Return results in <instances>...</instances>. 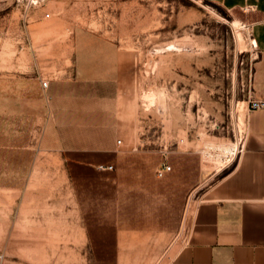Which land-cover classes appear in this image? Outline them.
Segmentation results:
<instances>
[{"label":"rangeland","instance_id":"374dc122","mask_svg":"<svg viewBox=\"0 0 264 264\" xmlns=\"http://www.w3.org/2000/svg\"><path fill=\"white\" fill-rule=\"evenodd\" d=\"M256 56L212 0H0V264H117V218L141 227L120 260L166 264L208 187L197 158L202 179L242 134ZM109 145L119 167L67 160Z\"/></svg>","mask_w":264,"mask_h":264},{"label":"crops","instance_id":"0c3cea01","mask_svg":"<svg viewBox=\"0 0 264 264\" xmlns=\"http://www.w3.org/2000/svg\"><path fill=\"white\" fill-rule=\"evenodd\" d=\"M212 1L248 26L257 54L249 93L264 98V0ZM242 131L236 152L202 179L197 158L195 186L209 180L208 187L193 209L188 226L186 223L183 241L172 249L166 264H264V107L244 110ZM66 151L67 160L88 166L115 163L119 167L125 161V154L114 145ZM136 228L141 227L128 225L125 218H117L105 228V232H111L117 264H134L120 258L129 232Z\"/></svg>","mask_w":264,"mask_h":264},{"label":"built area","instance_id":"2783aa9c","mask_svg":"<svg viewBox=\"0 0 264 264\" xmlns=\"http://www.w3.org/2000/svg\"><path fill=\"white\" fill-rule=\"evenodd\" d=\"M49 15L50 14L47 13V16H49ZM244 26H246V25H244ZM246 28L248 29V26H246ZM252 42L255 45L254 39H252ZM251 80H252V74L250 76V82H251ZM43 84H44L45 87H47L49 85V81L45 80L43 82ZM249 92H250V90H249ZM245 101L247 102V109H249V110L250 109H256V108L264 107V98H255L250 93L248 95V98L245 99ZM242 133H243V131H242ZM239 141H242V134L239 137ZM121 142H122V140L118 139V143H121ZM239 144H240V142H239ZM100 168H102V169H112L113 165L112 164H110V165L105 164V165H101ZM171 169H172L171 164H169L166 161H163L157 168V171H156L157 176L163 177L166 174V172L170 171Z\"/></svg>","mask_w":264,"mask_h":264},{"label":"bare ground","instance_id":"6f19581e","mask_svg":"<svg viewBox=\"0 0 264 264\" xmlns=\"http://www.w3.org/2000/svg\"><path fill=\"white\" fill-rule=\"evenodd\" d=\"M239 36H240V39H243L242 33H239ZM237 146H238V143L235 142V143H231L228 145H223L222 148L231 154L235 152Z\"/></svg>","mask_w":264,"mask_h":264},{"label":"trees","instance_id":"16d2710c","mask_svg":"<svg viewBox=\"0 0 264 264\" xmlns=\"http://www.w3.org/2000/svg\"><path fill=\"white\" fill-rule=\"evenodd\" d=\"M77 165H79V166H88V165H85V164H77Z\"/></svg>","mask_w":264,"mask_h":264}]
</instances>
